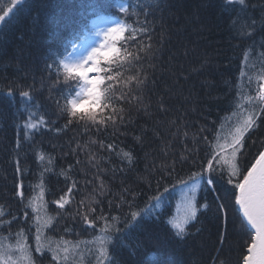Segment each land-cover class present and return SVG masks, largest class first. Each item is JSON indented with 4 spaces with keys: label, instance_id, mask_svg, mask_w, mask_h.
<instances>
[{
    "label": "trees",
    "instance_id": "trees-1",
    "mask_svg": "<svg viewBox=\"0 0 264 264\" xmlns=\"http://www.w3.org/2000/svg\"><path fill=\"white\" fill-rule=\"evenodd\" d=\"M103 1L106 0H21L6 23L0 25V90H3L0 91V205L4 206L5 219H11L8 215L11 213L20 226L32 225V220L24 216V205L29 198L36 197L35 205L42 208L41 223L55 217L51 221L54 231L45 229V233L58 242L61 239L73 244L79 242L77 252L83 251L84 264H89L91 257L87 249L92 245L88 242L99 235L100 228H89L76 213L86 211L80 207V201L89 197L94 185L86 184L85 179L91 180L96 169L89 163L86 152L73 154L72 150L76 148V141L83 144L91 136L116 145L115 152L98 146L92 149L98 153L100 165L108 169L102 178L109 189L103 196H97L101 203L93 205L97 208L95 215L102 210L105 215H119L123 220L130 211L154 204L152 197L157 195L158 188L160 192L165 187L168 189L161 206L155 210L156 215L144 219L127 234L130 248L115 250L120 264H158L160 260L171 264H219V260L242 264L241 253L246 254V249L241 247L242 239L236 228L229 225L228 239L223 246L218 240L223 224L216 212V198L222 197L231 213L232 201L228 200L231 186L217 179L216 191L201 185L192 193L191 184L184 182L199 170L197 157H203L206 147L202 140L198 144L194 142V134H199L201 128L206 129L196 135L199 140L203 135L211 138L214 132L226 133L242 114L237 104L248 107L240 93L256 94L260 61L252 56L246 69L245 52L253 42L258 46L264 37V27L258 24L251 37L236 35L230 25L238 8H230L224 0H115L129 8L128 13L120 15L124 21L140 28L147 20L152 29L151 41L143 37L145 44H152L154 53L143 65L148 75L146 84L138 90L142 92L143 106L135 100L124 104L128 121L115 136L111 128L106 133L97 134L95 129L84 133L81 125L76 124L58 133L55 128H63L65 120H57L55 104L48 98L47 81L41 89V78L47 76L45 61L51 63L49 56L53 52L61 56L66 53L69 41L73 43L77 39L73 35H82L86 29L87 11ZM157 4L159 7H155ZM249 4L245 18L259 21L264 0H249ZM9 6L11 0H0V14ZM145 6H153V10ZM137 19L140 23H136ZM120 43L123 45L124 41ZM245 71L252 78L251 83L248 77L242 76ZM129 74H134V70ZM28 85L38 90L32 92V101L20 95L21 90H30ZM9 86L15 90L14 99L6 96ZM58 92L53 89L52 96ZM33 104L39 105V110ZM37 111L55 123L39 130L26 129L29 114ZM254 135H264V126ZM123 152L132 154L131 164ZM255 152L256 147L251 148V154ZM181 156L188 159L181 160ZM16 160L20 162V172L16 171ZM162 165L171 167L162 173ZM62 170H68L67 174L78 186L73 190L71 203L59 209L53 201L64 195L72 183V179L61 174ZM125 187L134 193V198L126 197L132 207L124 203L117 208ZM18 191L24 192L23 203L16 194ZM192 195L199 211L197 219L187 226L188 235L181 241L173 235L167 221L177 216L186 198ZM205 202L209 208H200ZM27 211L32 213L31 208ZM11 230H17L15 222ZM34 233L33 227L28 241L33 248ZM7 234L5 231L4 235ZM33 255L41 254L34 252ZM79 259V254L69 253L68 264H76ZM40 264H53L51 254L41 256Z\"/></svg>",
    "mask_w": 264,
    "mask_h": 264
},
{
    "label": "snow or ice",
    "instance_id": "snow-or-ice-1",
    "mask_svg": "<svg viewBox=\"0 0 264 264\" xmlns=\"http://www.w3.org/2000/svg\"><path fill=\"white\" fill-rule=\"evenodd\" d=\"M20 3L21 0H11V6L4 8L3 13L0 14V24L6 23V18ZM224 3L230 8H238L236 17L230 25L236 35L242 38L251 37L257 30L258 24L264 27V4L260 5L261 17L257 21L250 17L245 18L244 14L250 6L249 0H224ZM118 7L120 13L129 12V8L124 5ZM145 7L149 11L153 10V6ZM155 7H159V5L157 4ZM133 15L138 17L139 13H133ZM136 23H140L139 19ZM151 30L150 22L147 20L140 28H135L121 20L107 27L96 29L93 34L102 37V39L98 45L89 46L90 50L80 52L78 51L79 45L73 44V51L68 52L67 55L61 56L58 52H53L49 56L51 63L45 61L47 76L41 78V89L44 87V82L47 81L49 84L48 98L55 104L57 120L60 118L65 120L63 128L56 127V132L67 130L74 124L81 125L84 133H90L93 129L97 134L106 133L110 128L113 130V136L119 132L120 126L125 125L128 121V110L124 104L132 103L135 100L143 106L142 92L138 91L143 88L148 79L143 65L154 55L152 44H145L143 37L146 36L151 41ZM138 36L140 39H137ZM122 40L124 41L123 45L120 43ZM252 56H257L260 61V71L256 77L258 81L256 94L245 96L243 92L240 93L241 97L246 99L248 107L244 108L243 105L237 104V109L243 110L242 114L226 133L214 132L211 138L203 135L199 140L196 139V135L204 133L206 129L201 128L199 134H194V142L198 144L202 140L206 147L203 157H197L199 170L192 172L189 180L184 183L191 184L192 193H195L201 185L206 189L216 191L217 179L223 180L226 185L231 186L228 196V200L232 201L231 213L228 203L222 197L216 198L218 201L216 212L223 224V230L218 234L219 244L223 246L226 243L228 227L233 225L241 236L242 249H246V254L243 251L241 253L242 264H264V135H254L264 126V37L261 38L258 46L256 42H253L252 45H249V51L245 52L246 69L249 68V60ZM153 66L149 65V67ZM251 67H255V65ZM133 70L134 74H129ZM242 76L248 77L249 83H251L252 78L248 75V71L242 72ZM28 88L30 90H21L20 95L27 98V101H32L34 99L32 92L38 90L34 85H28ZM53 89L59 90L55 97L52 96ZM14 91V88L9 86L6 96L9 99H14ZM32 107L39 110L40 106L33 104ZM161 107L163 108V105ZM53 123L55 121L46 119L37 111V113L29 114L25 128L39 130L41 127H47ZM184 135L187 136L188 133L185 132ZM93 146H98L99 149H106L109 152L116 151L114 142L105 143L103 140L92 139L91 136L83 144L76 141V148L72 150L73 154L78 151L86 152L89 163L96 169L91 180L85 179L86 184L94 185L89 197L80 201V207L86 208V211L78 210L76 215L89 228L93 230L98 226L100 228L99 235H95L93 240L88 242L92 245L87 249V255L91 257L89 264H120L115 250L130 248L127 243V234L144 219L156 215L155 210L161 206L163 194L168 189L165 187L163 192H160L158 188L157 195L152 197L155 201L154 204L130 211L123 220L119 215H105L102 210L98 215H95L97 208L93 205L101 203L97 196H103L109 189L102 178L108 169L100 165L97 158L98 153L92 150ZM19 147L20 144L17 143V148ZM253 147H256L255 154H251ZM250 154L251 158H249ZM123 156L127 158L129 164L132 163L133 157L130 152H123ZM39 158L44 159L43 156ZM187 159V156H181V160ZM76 162L80 163L79 160ZM15 164L16 171L20 172L19 160H16ZM72 167L70 165L69 169ZM169 167L171 165H162V173L166 172ZM67 173L68 170L61 171L66 179H72ZM77 186L78 182L72 179V183L67 187L64 195H61L53 203L59 209H63L66 204L71 203L73 190ZM18 187H22V185ZM16 194L21 197V203H23L24 192L18 191ZM42 195L43 192H41L40 198ZM127 196L134 198V193L129 188H122L119 196L120 203L116 204L117 208L124 203H127L129 208L132 207ZM36 199V197L29 198L28 204L24 205V216L32 220V225L20 226L16 216L11 213H8L11 219H5L4 206L0 205V264H40L41 256L46 253L51 254L53 264H68L69 253L79 254L80 259L76 264H84V252H77L79 242L73 244L62 239L58 242L45 233V229L54 231V224L51 221H54L55 217H50L48 223L42 224L40 220L42 208L35 205ZM111 203L112 201H109L110 205ZM42 207L46 212V205ZM28 208L32 209V213L27 211ZM200 208L208 209L209 204L205 202L200 205ZM198 211L195 196L192 195L186 198L185 205L182 210H178L177 216L167 221L177 239L182 241L186 238L188 235L187 226L197 219ZM56 215L59 216V213L57 212ZM14 222L17 227L15 232L11 230ZM56 222L58 223V221ZM120 224H123V227H120ZM33 227L35 228L34 248L28 242ZM64 230L68 231L67 228ZM5 231L8 233L6 236L4 235ZM136 247L138 248L139 245ZM34 252L41 255L34 256ZM158 264H171V262L160 260ZM219 264H227V262L219 260Z\"/></svg>",
    "mask_w": 264,
    "mask_h": 264
},
{
    "label": "rangeland",
    "instance_id": "rangeland-1",
    "mask_svg": "<svg viewBox=\"0 0 264 264\" xmlns=\"http://www.w3.org/2000/svg\"><path fill=\"white\" fill-rule=\"evenodd\" d=\"M118 22V20L116 21ZM115 22V23H116ZM111 24H114L113 21H109L107 20L102 14L96 18H92L89 22V25L92 26L94 28V30L98 29V28H101V27H107ZM95 32V31H94ZM95 40L93 41H88L87 42V49L90 50V47L89 46H96L99 44L100 40L102 39V37H93ZM80 48V47H79ZM87 49H83V50H80L81 52L87 50ZM73 51V50H72ZM29 130H32V129H29ZM35 130V129H33Z\"/></svg>",
    "mask_w": 264,
    "mask_h": 264
}]
</instances>
